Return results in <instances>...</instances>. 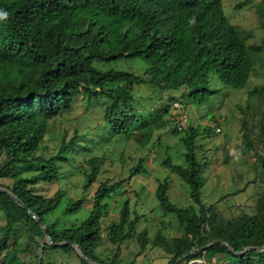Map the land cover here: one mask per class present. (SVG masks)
Masks as SVG:
<instances>
[{
    "label": "trees",
    "instance_id": "trees-1",
    "mask_svg": "<svg viewBox=\"0 0 264 264\" xmlns=\"http://www.w3.org/2000/svg\"><path fill=\"white\" fill-rule=\"evenodd\" d=\"M0 11L8 13L7 19L0 21V153H6L0 163V178L13 179L11 185L0 187V215L5 221L0 225V264L4 251L11 256V264H24L17 257L21 250L17 225L23 224L38 244L34 233L46 236L34 215L46 225L52 240L42 245L44 252L61 249L70 253L79 249L86 257L80 254L77 264H91L87 259L96 264H124V242L136 236L140 252L150 242L146 228L136 231L144 214L132 217L126 200L119 219L103 228V217L108 214L106 200L125 181L148 173L143 159L129 168L125 179L101 182L88 216L78 225L59 230L47 216L63 203L64 191L59 189L46 196L38 193L35 186L58 179L59 161L76 147L78 135L63 142L56 155H39L48 120L72 110L77 97L85 93L89 98H108L104 122L116 135L130 137L135 124L150 135L158 121L168 125L163 117L167 113L169 120L177 124L174 130L182 131L187 110L184 117L177 118L175 97H171L172 105L149 112L151 126L136 113L135 86L148 84L160 90L186 86L190 89L187 96L207 102L216 92L209 87L208 75L214 72L228 85L245 87L261 46L247 44L248 34L225 15L223 0H0ZM135 58L147 63L142 73L100 66ZM202 91L205 93L200 96ZM186 129L181 139L185 164L174 162L171 155L161 164L190 185L193 202L187 206L176 204L168 194L169 177L159 181L158 202L181 219L184 233L175 239L158 233L154 244L173 254L167 264H176L182 255L187 260L204 253L210 260L222 254V260L213 264H264V192L254 213L223 221L216 208L202 200L206 178L197 157V137L210 129ZM258 160L264 167V155L258 154ZM100 161L98 156L90 159L92 169L86 175V186L98 175ZM32 163H38L37 173L20 174ZM80 203L69 200L66 211L77 212ZM103 230L114 245L109 261L98 252ZM11 239L14 241L10 244ZM37 259L44 264L39 255ZM126 264L137 263L131 260Z\"/></svg>",
    "mask_w": 264,
    "mask_h": 264
},
{
    "label": "rangeland",
    "instance_id": "rangeland-1",
    "mask_svg": "<svg viewBox=\"0 0 264 264\" xmlns=\"http://www.w3.org/2000/svg\"><path fill=\"white\" fill-rule=\"evenodd\" d=\"M223 3L225 15L240 31L248 34L247 44L261 46L248 84L236 88L224 83L217 73L211 72L208 75L209 87L216 89V92L207 102H199V99L187 96L190 89L186 86L160 90L148 84L137 85L134 90L136 113L150 121L149 125L153 126L149 112L167 104L172 105L171 97L185 106L187 119L184 129L177 132L174 130L177 124L169 120L167 113L163 117L169 121L168 125H163L160 120L148 135L135 124L130 137L116 135L104 122L108 98H89L81 93L72 110L48 120V130L38 151L39 155L49 158L59 152L63 142L69 141L75 133L78 135L76 147L70 148L64 156L66 158L59 161L58 179L52 183L40 182L35 186L38 193L46 196L54 195L59 189L64 191L63 203L47 216L51 225L55 224L59 230L78 225L88 216L98 185L103 181L125 179L129 168L143 159L148 173L137 174L125 181L106 200L108 214L103 217V228L119 219L123 204L128 200L132 217L144 214L136 231L146 228L150 242L142 252L136 236L124 242L122 263L135 260L137 264H167L173 254L155 245L153 241L158 233L168 239L181 237L184 229L181 219L175 213L160 206L156 189L163 177H169L168 194L171 200L180 206L193 202L190 185L161 164V160L168 155H171L174 162L185 164V146L181 139L190 126L200 129L208 126L210 129L197 137V157L206 178L202 188L204 203L213 205L223 221L243 213L255 212L258 198L264 192V167L258 160V154L264 155V0H223ZM100 66L104 69H126L142 73L147 63L140 58L119 59L104 62ZM202 93L205 91L198 94L202 96ZM95 156L101 158L99 173L93 183L86 186V175L92 169L90 159ZM5 159L6 153H0V163ZM37 165L32 163L23 168L20 174L30 176L37 173ZM12 181L11 177L0 178V187L9 186ZM69 200L81 201L77 212L66 211ZM3 219L0 215V225L5 223ZM17 226L20 228L17 237L21 246L17 257L24 264H39L37 255L44 264L79 263V249L70 253L61 249H48L44 252L42 245L48 241L47 236L42 238L34 233L38 244L30 238L23 224ZM13 241L11 239L9 243ZM100 243L98 252L101 258L109 261L114 253V245L109 241L106 230H103ZM6 253L3 252L1 261L3 264H11V256ZM195 257H204L207 264L223 258L222 254H217L210 260L206 253ZM184 259L181 263L186 261Z\"/></svg>",
    "mask_w": 264,
    "mask_h": 264
},
{
    "label": "built area",
    "instance_id": "built-area-1",
    "mask_svg": "<svg viewBox=\"0 0 264 264\" xmlns=\"http://www.w3.org/2000/svg\"><path fill=\"white\" fill-rule=\"evenodd\" d=\"M173 109H174V113L177 114V118L180 117H184L186 115L185 109H183L182 104H180L178 101H175L173 103ZM174 119H176V117H172ZM218 131L220 130L219 128H217ZM182 264H207L204 257H199V258H191L189 260L184 261Z\"/></svg>",
    "mask_w": 264,
    "mask_h": 264
},
{
    "label": "water",
    "instance_id": "water-1",
    "mask_svg": "<svg viewBox=\"0 0 264 264\" xmlns=\"http://www.w3.org/2000/svg\"><path fill=\"white\" fill-rule=\"evenodd\" d=\"M2 190H5V189H2ZM10 194H11V196H13V197L15 198V200H16L20 205H23V206H24L23 202H22L20 199H18V198H17L15 195H13L12 193H10ZM34 217L40 222L42 228L44 229V231H45V233H46V236H47V238H48V241H49V242H52V240H51V238H50V235H49V232H48V228L46 227V225H45V224H44L39 218H37L35 215H34ZM58 244H63V243H58ZM226 244H227V243H226ZM81 254H82L84 257H86L85 254H84L83 252H81ZM184 256H185V255H182V256L177 260L176 264H180V263H181V260L184 258ZM87 260H89V262H90L91 264H96L95 262L91 261L90 259H87Z\"/></svg>",
    "mask_w": 264,
    "mask_h": 264
},
{
    "label": "clouds",
    "instance_id": "clouds-1",
    "mask_svg": "<svg viewBox=\"0 0 264 264\" xmlns=\"http://www.w3.org/2000/svg\"><path fill=\"white\" fill-rule=\"evenodd\" d=\"M7 17H8V13H7V12H5V11H0V21H2V20H6ZM193 22H194V20H193Z\"/></svg>",
    "mask_w": 264,
    "mask_h": 264
}]
</instances>
